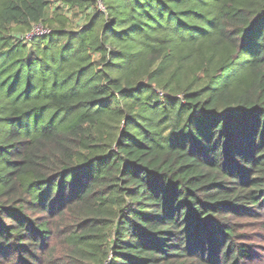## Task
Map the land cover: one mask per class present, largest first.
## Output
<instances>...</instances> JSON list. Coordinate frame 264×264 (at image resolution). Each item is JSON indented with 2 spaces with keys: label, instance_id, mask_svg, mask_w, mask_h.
<instances>
[{
  "label": "trees",
  "instance_id": "16d2710c",
  "mask_svg": "<svg viewBox=\"0 0 264 264\" xmlns=\"http://www.w3.org/2000/svg\"><path fill=\"white\" fill-rule=\"evenodd\" d=\"M54 1L0 0V264L247 263L264 0Z\"/></svg>",
  "mask_w": 264,
  "mask_h": 264
},
{
  "label": "rangeland",
  "instance_id": "374dc122",
  "mask_svg": "<svg viewBox=\"0 0 264 264\" xmlns=\"http://www.w3.org/2000/svg\"><path fill=\"white\" fill-rule=\"evenodd\" d=\"M54 3V4H53ZM58 4L52 0V5ZM71 15V13H69ZM74 22L79 17H73ZM238 62H236V65ZM264 211V210H263ZM239 229L243 231L242 242L252 245L253 257L245 264H264V213L257 217H242Z\"/></svg>",
  "mask_w": 264,
  "mask_h": 264
},
{
  "label": "built area",
  "instance_id": "2783aa9c",
  "mask_svg": "<svg viewBox=\"0 0 264 264\" xmlns=\"http://www.w3.org/2000/svg\"><path fill=\"white\" fill-rule=\"evenodd\" d=\"M44 32V29H42L41 26H36L33 31H32V34H38V33H43Z\"/></svg>",
  "mask_w": 264,
  "mask_h": 264
}]
</instances>
